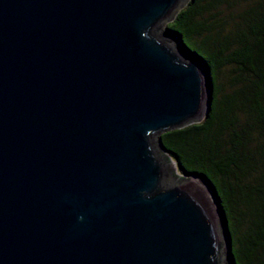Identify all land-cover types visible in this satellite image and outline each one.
<instances>
[{
    "label": "water",
    "instance_id": "95a60500",
    "mask_svg": "<svg viewBox=\"0 0 264 264\" xmlns=\"http://www.w3.org/2000/svg\"><path fill=\"white\" fill-rule=\"evenodd\" d=\"M188 2L0 0V264H236L214 186L161 137L210 109L164 30Z\"/></svg>",
    "mask_w": 264,
    "mask_h": 264
},
{
    "label": "trees",
    "instance_id": "16d2710c",
    "mask_svg": "<svg viewBox=\"0 0 264 264\" xmlns=\"http://www.w3.org/2000/svg\"><path fill=\"white\" fill-rule=\"evenodd\" d=\"M166 28L204 60L211 88L204 119L162 133L165 149L214 186L236 264H264V0H189Z\"/></svg>",
    "mask_w": 264,
    "mask_h": 264
},
{
    "label": "rangeland",
    "instance_id": "374dc122",
    "mask_svg": "<svg viewBox=\"0 0 264 264\" xmlns=\"http://www.w3.org/2000/svg\"><path fill=\"white\" fill-rule=\"evenodd\" d=\"M234 2H236V3H238V4H240V2H241V0H233ZM226 12L224 13V14H220L219 16H217V18H219V19H224V17H226ZM166 29V24L164 25V30ZM170 161V160H169ZM174 167V166H173ZM175 169V168H174ZM176 170V169H175ZM178 170H176V172H177ZM178 174H180V172L178 171L177 172ZM197 181V180H196Z\"/></svg>",
    "mask_w": 264,
    "mask_h": 264
},
{
    "label": "bare ground",
    "instance_id": "6f19581e",
    "mask_svg": "<svg viewBox=\"0 0 264 264\" xmlns=\"http://www.w3.org/2000/svg\"><path fill=\"white\" fill-rule=\"evenodd\" d=\"M172 164V163H171ZM195 180V179H194Z\"/></svg>",
    "mask_w": 264,
    "mask_h": 264
}]
</instances>
